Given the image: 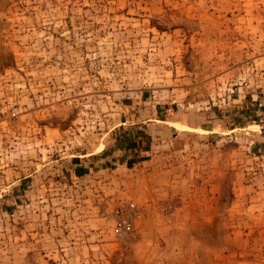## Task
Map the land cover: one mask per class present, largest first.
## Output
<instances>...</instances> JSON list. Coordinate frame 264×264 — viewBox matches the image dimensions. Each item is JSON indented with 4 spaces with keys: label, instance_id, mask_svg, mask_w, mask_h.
<instances>
[{
    "label": "rangeland",
    "instance_id": "374dc122",
    "mask_svg": "<svg viewBox=\"0 0 264 264\" xmlns=\"http://www.w3.org/2000/svg\"><path fill=\"white\" fill-rule=\"evenodd\" d=\"M0 264H264V0H0Z\"/></svg>",
    "mask_w": 264,
    "mask_h": 264
}]
</instances>
